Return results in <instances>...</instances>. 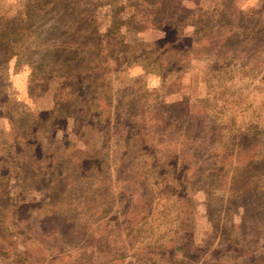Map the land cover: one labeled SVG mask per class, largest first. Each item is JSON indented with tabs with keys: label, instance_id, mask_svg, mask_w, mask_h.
<instances>
[{
	"label": "rangeland",
	"instance_id": "374dc122",
	"mask_svg": "<svg viewBox=\"0 0 264 264\" xmlns=\"http://www.w3.org/2000/svg\"><path fill=\"white\" fill-rule=\"evenodd\" d=\"M113 1L0 0V155L11 152L13 133L53 106L55 84L31 81L28 61L44 53L57 65L70 48L92 46L72 43L70 17L93 16L100 48L111 41L106 64L114 105L137 89L157 98L143 114L146 152L140 155L144 150L121 129L109 135L103 173L88 180L90 192H74L67 202L80 239L63 241L44 263L264 264V41L239 36L221 54L214 31L195 45L184 37L174 43L171 34L146 29V0H118L112 10ZM173 2L189 20L221 16L264 35V0ZM134 13L127 29L123 23ZM8 38L17 42L3 56ZM52 129L56 140L76 142L74 119H58ZM183 164V181L166 173Z\"/></svg>",
	"mask_w": 264,
	"mask_h": 264
},
{
	"label": "trees",
	"instance_id": "16d2710c",
	"mask_svg": "<svg viewBox=\"0 0 264 264\" xmlns=\"http://www.w3.org/2000/svg\"><path fill=\"white\" fill-rule=\"evenodd\" d=\"M117 2H111L112 10ZM173 5V0H146V29L171 34L174 43H180L185 38L194 45L200 39H205V34L217 32L218 40L214 42V47H218L215 50L217 54H221L222 50L228 53L226 45L234 43L239 36H242L243 42L252 39L264 41L263 33L256 31V28H245L221 16L211 23L189 20L185 12L187 9L179 4ZM134 14L123 23L127 29L132 28L137 16V13ZM69 23L76 27L72 43L79 41L81 45L92 46L88 52H82L74 48L68 50L69 47L65 45L67 47L61 48V52L68 51L62 57L57 56L60 58L57 65H49V57L46 59L44 53H39L36 61H28L31 81L36 78L39 85L47 89L48 85L55 84L53 106L41 120L33 122L23 131L13 133L11 152L0 155V258L11 257L10 264H45L47 252L62 250L61 243H68V238L80 239V221L73 215L71 217L67 202L74 192H90L88 180L98 176L96 172L103 173L102 166L107 163L101 161V149L111 133L121 129L129 143H137L144 150L140 155L146 152L143 114L146 102L157 98L146 97L137 89L136 92H127L120 98L119 104L114 105L110 79L107 77L111 69L106 64L108 58L113 56L109 46L111 41H107V49L100 48L91 15L70 17ZM82 28L87 30L86 35H82ZM186 28H190V31L183 36ZM13 39L10 41L8 38L3 56L10 51L9 45L16 44L17 40ZM164 48L169 51L168 47ZM64 118L74 119L76 142L56 140L52 124ZM127 126L129 129L125 131ZM77 142L82 143L81 148ZM186 169L183 164L176 171L166 173L176 181H183ZM216 170L217 175L223 171L221 167ZM92 197H95V193H92ZM77 246L79 243H76Z\"/></svg>",
	"mask_w": 264,
	"mask_h": 264
}]
</instances>
